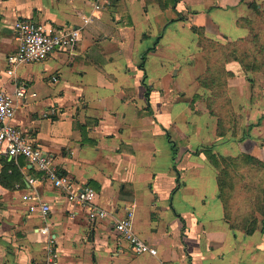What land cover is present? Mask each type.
I'll use <instances>...</instances> for the list:
<instances>
[{"label":"crops","instance_id":"0c3cea01","mask_svg":"<svg viewBox=\"0 0 264 264\" xmlns=\"http://www.w3.org/2000/svg\"><path fill=\"white\" fill-rule=\"evenodd\" d=\"M262 3L0 0V86H28L13 123L74 189L92 187L93 206L105 212L91 220L88 208L40 180L24 157L2 154L0 174L14 166L21 181L0 183V264H264V213L251 233V219L231 225L219 171L205 151L264 162V74L250 77L233 59L219 83L197 47L201 36L246 38L244 19ZM24 20L77 28L79 39L10 66L15 26ZM188 42L194 51L182 52ZM37 201L50 206L46 214L29 210ZM128 211L133 233L155 254L135 253L116 230Z\"/></svg>","mask_w":264,"mask_h":264},{"label":"built area","instance_id":"2783aa9c","mask_svg":"<svg viewBox=\"0 0 264 264\" xmlns=\"http://www.w3.org/2000/svg\"><path fill=\"white\" fill-rule=\"evenodd\" d=\"M15 27L18 46L7 55V63L10 66L40 61L57 49L73 47L79 39L77 28L52 29L47 28L44 23L28 20L18 21ZM27 88L25 81H19L12 92H7L0 86V155L24 157L28 164L41 173L40 180L50 181L66 195L69 201L88 208L91 220L103 217L105 212L93 206L96 196L94 189L88 185L74 189L71 182L58 172L51 156L35 146L13 123L15 101L25 95ZM27 181L32 184L35 179L28 177ZM27 198L32 200L37 197L33 194L28 195ZM49 207L46 202L39 201L37 205L32 203L28 208L30 211L39 209L41 213L46 214ZM131 218L132 213L128 211L123 217L117 219L115 221L116 230L135 253L155 254L154 248L133 233Z\"/></svg>","mask_w":264,"mask_h":264},{"label":"rangeland","instance_id":"374dc122","mask_svg":"<svg viewBox=\"0 0 264 264\" xmlns=\"http://www.w3.org/2000/svg\"><path fill=\"white\" fill-rule=\"evenodd\" d=\"M261 8V11H256L255 18L249 20L250 33L242 40L206 41L200 34L197 47L202 49H198V52L205 54L207 65L210 70L212 69L207 73L208 77L213 75L222 83L227 77V73L223 71V64L225 61L233 60V57H236L242 67L249 72L250 77L254 72L264 74V3ZM186 29L187 27L184 35H189ZM186 51L193 52L194 44L184 43L182 52ZM217 110L218 113L222 112L221 108ZM226 171L222 187L226 210L231 223L241 226L242 219L256 218V215L264 213V169L237 161L228 165Z\"/></svg>","mask_w":264,"mask_h":264},{"label":"trees","instance_id":"16d2710c","mask_svg":"<svg viewBox=\"0 0 264 264\" xmlns=\"http://www.w3.org/2000/svg\"><path fill=\"white\" fill-rule=\"evenodd\" d=\"M255 6L256 5H254V7ZM244 20L246 21L247 26H250L249 20L248 19H244ZM192 30L195 32H198L199 34H203V28H201V27H194L193 26ZM205 39H206V41L210 40L207 38H205ZM144 56L145 55L143 54L142 59L144 58ZM233 59L236 60V57H233ZM200 81L203 83L206 82L205 80L202 81V79H200ZM219 133H221V130H219ZM205 151L207 152V156H208L209 160L211 161L212 165H214L219 171L217 178H218V182H219V188L221 190L223 187V178L227 175V171H226L227 166L230 164H233L237 161H241L244 163V165L249 164V165L257 166L259 168L264 169V162L260 161L259 159L255 158L251 155L244 154V155H240L237 157H223V156H217L215 154H212L210 152V150H205ZM8 170H10L9 173H8ZM17 174H16V168L14 166L7 165L6 167H3L1 174H0V183L4 186L5 185L9 186V184L7 182V179H9V178L13 179V181L20 182L21 179L16 176ZM225 211H226V208H225ZM250 219H251V223L246 227L244 225L247 233H251L253 231V229L255 228V218L251 217ZM250 219L244 218L241 220V223L247 224V222ZM231 225L233 226L232 223H231Z\"/></svg>","mask_w":264,"mask_h":264}]
</instances>
